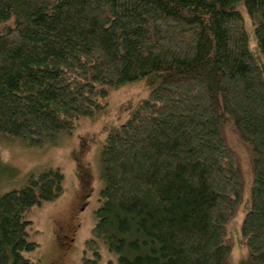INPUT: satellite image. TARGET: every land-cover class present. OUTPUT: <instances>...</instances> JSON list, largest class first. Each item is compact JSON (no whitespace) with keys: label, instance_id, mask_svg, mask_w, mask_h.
Returning <instances> with one entry per match:
<instances>
[{"label":"trees","instance_id":"trees-1","mask_svg":"<svg viewBox=\"0 0 264 264\" xmlns=\"http://www.w3.org/2000/svg\"><path fill=\"white\" fill-rule=\"evenodd\" d=\"M245 13L264 57V0H0V138L42 149L111 90L149 91L100 157L93 264L101 245L107 264H230L248 189L242 236L264 264V81ZM28 178L0 196V264H33L27 213L64 192L59 170Z\"/></svg>","mask_w":264,"mask_h":264},{"label":"rangeland","instance_id":"rangeland-1","mask_svg":"<svg viewBox=\"0 0 264 264\" xmlns=\"http://www.w3.org/2000/svg\"><path fill=\"white\" fill-rule=\"evenodd\" d=\"M245 25L249 47L264 81V57L262 56L254 27L247 13ZM143 81L111 90L106 99L100 100L103 113L95 119H82L70 133L61 135L53 145L42 149H27L18 142L0 138V196L19 190L27 184L30 175L48 169L59 170L64 176V192L54 202L32 208L27 220L32 222L29 238L39 247L25 256L33 264H93L94 252L87 242L92 238L96 224L95 212L100 207V191L103 187L100 157L108 135L132 115L137 105L148 96ZM249 189L245 193L241 209L229 225L227 242L231 246L230 264H249L248 248L242 236V224L250 210ZM75 231L72 246L59 236ZM69 238V236H68ZM101 258L97 264L116 260L105 246L99 249Z\"/></svg>","mask_w":264,"mask_h":264},{"label":"flooded vegetation","instance_id":"flooded-vegetation-1","mask_svg":"<svg viewBox=\"0 0 264 264\" xmlns=\"http://www.w3.org/2000/svg\"><path fill=\"white\" fill-rule=\"evenodd\" d=\"M61 231H62L63 233H64V231L70 233L69 235H64V234H63L62 236H59V238L62 237L63 239L68 240L69 243H68L67 245H68L69 247H71L72 244H73V242L75 241V231H76V230L71 229V228L67 229L66 227H62V228H61ZM68 236H69V238H68Z\"/></svg>","mask_w":264,"mask_h":264}]
</instances>
